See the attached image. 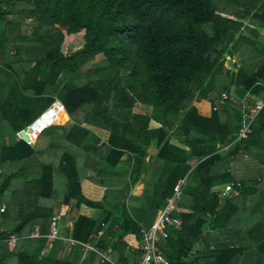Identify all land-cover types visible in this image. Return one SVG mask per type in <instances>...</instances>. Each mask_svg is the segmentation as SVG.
Here are the masks:
<instances>
[{
    "label": "trees",
    "instance_id": "obj_1",
    "mask_svg": "<svg viewBox=\"0 0 264 264\" xmlns=\"http://www.w3.org/2000/svg\"><path fill=\"white\" fill-rule=\"evenodd\" d=\"M27 20L36 25H24ZM0 26L1 139L6 133L17 137L57 99L76 125L108 134L102 142L90 132L88 159L67 151L59 167L44 166L37 181L40 198L58 196L59 205L68 207L74 228L66 227L65 218L61 226L78 243L70 256L61 259L53 249L38 258L39 247L35 256L7 257L18 264H101L98 252L111 249L117 262L142 258L140 228L152 224L183 179L174 212L182 225L169 228L168 239L159 245L170 264H264V238L248 246L237 229L231 238L240 242L213 250L206 234L228 228L233 217L243 224L250 219L251 227L264 222L262 214L253 219L263 182L243 181L240 198L218 199L234 179V158L248 155L264 165V107L248 138L236 143L244 127L241 100L248 91L264 98V87L254 86L264 80L259 40L264 0H0ZM75 38L80 49L67 52ZM258 54L263 59L255 65ZM227 56L239 58L238 69L225 67ZM19 62L31 67L23 82ZM233 86L238 99L230 95ZM137 106L146 112H135ZM17 139L11 147H0V177L35 159L36 149ZM19 174L8 176L0 195ZM57 177L64 181L58 194ZM84 179L102 188L123 181L126 186L107 190L102 201L93 202L82 194ZM139 183L143 192L133 195ZM51 212L21 216L0 240L36 221H51ZM3 216L7 219V212ZM87 243L94 250L81 261ZM197 247L201 251L193 255Z\"/></svg>",
    "mask_w": 264,
    "mask_h": 264
},
{
    "label": "crops",
    "instance_id": "obj_2",
    "mask_svg": "<svg viewBox=\"0 0 264 264\" xmlns=\"http://www.w3.org/2000/svg\"><path fill=\"white\" fill-rule=\"evenodd\" d=\"M22 64H24L23 66L24 70L31 68L25 63H20V62L17 67L18 68L22 67ZM57 91H58V88H57ZM57 96H58V93L56 94V97ZM58 102L62 103V101L57 99L55 103H58ZM138 108L140 107L137 106L135 108V112L142 113L140 112V110H137ZM65 112H66V115L68 116V120L66 121L65 124L58 125L57 127L53 128L51 131L45 134H41L38 137V139L35 140L33 144L31 145V147L36 149V154L34 156L35 159L31 161V165L28 168H26L25 164L24 165L20 164V165L13 166L12 169L11 168L8 169L10 170V175L20 172L21 179L28 180L31 185V188H28V190L24 192H14L11 190V188H9L5 192L6 193L5 198L0 199V203L6 205L8 209L7 219L5 216L0 217V237H2V235H4L6 232L17 227L19 221H17L16 219H19L21 216L36 213V212L38 214H41V213L48 211L49 209L53 211V213L51 212L53 214V218L59 215L61 212H64V211L66 212L65 219L67 222V225H66L67 228H69L70 222L73 223V221L67 216L68 207H66L65 205H59L60 200L58 196H55V198H53L52 200H48V199L40 198V196L38 195L37 181L39 179L41 172L44 171L45 167L41 169L34 167L35 161L38 160L39 158L40 159L49 158V160H51L52 162L54 161L56 163V166L59 167L58 159L61 160L62 155L67 151H70L73 153L74 152L81 153L83 154V160L84 158L88 159L86 155L88 153L85 151V147H87V144L91 140L90 132H93L95 135H97V137L100 138L102 142L107 141L108 134L98 129L87 126V125L79 127L78 125L75 124V121L72 119L67 109H65ZM0 129H1L0 134L4 135L2 132L3 131L2 127H0ZM1 135H0V147L4 146L8 148V147L15 145L18 141L17 139L18 135L17 137H14L12 133H6L4 140L1 139ZM79 145L81 146V149H78ZM125 159L126 157L123 160ZM147 160H149V158H147ZM261 168H264V167L261 166ZM250 169H252V166L249 165V162L244 161V159L242 160V157L234 158L232 160L231 168H230V172L234 178L233 181H237L240 183L243 181H251L252 178L250 177L251 176ZM257 169L259 168L257 167ZM0 170L3 172L2 168H0ZM11 170H12V173H11ZM248 172H250L249 175H248ZM240 176H245V177L239 178ZM181 181L185 183V180L183 179H180L178 183ZM125 186H126L125 181H123L120 184L109 186L108 188H102V187L96 186L95 184H93L87 179H84L81 183L82 194L87 199L93 202L102 201L107 190H110V191L113 190L114 192H120L124 190ZM138 186H142V187H140V189L134 195H140L141 192H143V184L141 185L139 183L136 187L138 188ZM239 196H237V199ZM261 197H263L262 193H261ZM233 198H236V197H233ZM81 212H82L81 213L82 215H89V212L85 211V209H82ZM262 215L264 217V209H263ZM97 216L98 215H95V217ZM243 216L244 215H241V217ZM256 227L259 230V233L258 231L255 232V230H251V233L249 234V239L252 237V240L255 244H257V242H259L261 239L264 238V222L261 224H258L257 226L253 228H256ZM73 228H74V224H73ZM49 229H50L49 220H47V222L45 220H39V221H36V224H34L33 226L32 225L26 226V228L22 230L21 234L19 235L12 234L18 240L16 249L10 250L7 245L3 244L0 247V264H18L17 259L13 258L14 259L13 260L7 257V253H11V254L26 253L31 256H35L39 247H41V250L39 252L38 258H41L43 256L44 257L48 256L53 249L57 250L56 253H58V256L61 259H66L67 257H69L71 250L74 247L66 243L65 241H57V242H61L64 244V249L62 248L61 244L57 242H55L50 248H47L46 235L49 233ZM212 230L214 229L209 230L206 234L209 235L208 240L213 246L214 250H216L217 248H222L224 246H230V245L235 244V241H232V238H231V234H232L231 225L228 228H223L222 230L221 229L214 230V231ZM37 231H39V237L32 238V235L36 233ZM210 231H212V233ZM64 233H65V228L64 227L62 228L61 226L62 238L64 240L72 239L69 237V234L65 235ZM12 235H10V237H12ZM87 251L88 250L84 247L83 253L79 257L81 261H83L86 258ZM128 259L130 260L129 263H132V264L136 260V259L134 260L133 257L131 256H128ZM101 264L103 263L101 262Z\"/></svg>",
    "mask_w": 264,
    "mask_h": 264
},
{
    "label": "built area",
    "instance_id": "obj_3",
    "mask_svg": "<svg viewBox=\"0 0 264 264\" xmlns=\"http://www.w3.org/2000/svg\"><path fill=\"white\" fill-rule=\"evenodd\" d=\"M254 86H263L264 80L256 83ZM226 98V97H225ZM249 98V100L247 99ZM246 102V103H244ZM251 102V104L249 103ZM243 114H244V127L243 130L237 137L236 143L246 140L250 134V129L253 123V120L259 113V111L264 107V98L255 96L248 91L245 97L242 99ZM65 106L63 103L58 102L53 104L48 110L44 113H41L29 126L26 128L27 137L30 139L29 145H32L38 137L45 133L46 131L51 130L56 127L59 123L61 114L65 111ZM24 131V130H23ZM21 133V132H20ZM20 133L18 137L20 138ZM21 139V138H20ZM264 170V168H263ZM2 171L0 170V175ZM258 181L263 182L264 177L258 178ZM184 183L181 181L175 187V193L172 199L168 204L161 208L157 215H155L152 224L148 227L140 228V238L142 241V250L144 252L142 258L136 259L133 264H170L166 258L161 247L160 243L168 239L169 228H176L182 225V219L175 216L174 212L177 210V204L182 197V185ZM240 182L232 181L226 185V187L218 194V199L220 203H224L233 197L240 195ZM7 212V206L0 203V217ZM66 212H61L59 215L55 216L50 221L49 233L46 235L47 239V248H50L57 241H65L66 243L75 247L78 243L72 239L64 240L61 235V221L65 218ZM69 228L73 229V223H69ZM39 237V231L32 235V238ZM17 238L12 235L9 239L5 241L0 240V246L3 244L7 245L10 250H15L17 246ZM87 250H94L93 246L90 243L83 245ZM214 250V248H213ZM201 251L200 247L195 248L193 255L198 254ZM101 257V262L103 264H126L117 262L113 258V251L108 249L105 252H98ZM189 264H198V263H189Z\"/></svg>",
    "mask_w": 264,
    "mask_h": 264
},
{
    "label": "rangeland",
    "instance_id": "obj_4",
    "mask_svg": "<svg viewBox=\"0 0 264 264\" xmlns=\"http://www.w3.org/2000/svg\"><path fill=\"white\" fill-rule=\"evenodd\" d=\"M23 23H24V25H27V26H29L31 28H33L36 25V22L34 20H27V21H24ZM1 29H2V27H1ZM260 31H261V33H260L261 35L259 37V40L262 43V45L264 46V30H260ZM243 33L246 34V35H248V36L250 35L247 30L243 31ZM80 46H81V42L79 40H77V38H75V39H73L70 42V47L71 48H70V50H67V52L68 51H72V50L77 51V50L80 49ZM11 53H12L11 55L14 56L15 55V49L11 48ZM261 59H263L262 54H258L257 60L254 62V64L255 65L260 64V61L259 60H261ZM101 61H102L101 58H97V60L95 62L101 63ZM235 65H237V67ZM238 65H240V62H239V58L237 56H235L234 59H231L230 56H227V61L225 62V67L226 68H228L230 70L231 69L232 70H236V69H238ZM23 66H24V64H22V67H20L18 69V75L20 77V81L21 82H23L24 73H25V70H26V69L25 70L23 69ZM69 81L72 82L71 83L72 85L76 84L75 83L76 80H75V82L73 80H69ZM230 95L237 98V95H236V91H235L234 86L230 88ZM247 99L249 100V98H247ZM244 103H246V102H244ZM137 110H140V112H142V113L146 112V110L144 108H138ZM67 120H68V117L66 116L63 121L59 120V123L57 124V126L58 125L65 124ZM0 123L5 126V123H3V121H1V117H0ZM255 150H257V149H254V151ZM79 156H82V154L79 153ZM80 158H82V157H80ZM243 159H244V161L249 162V165L252 166V169H250L251 170L250 171L251 172V176L250 177L252 178V180H258V178L264 177V170H263V168H261V166L264 167V165L259 164L255 159H253V158L251 159V157H249L248 155L247 156L243 155L242 160ZM53 163L56 164L54 161L52 162L51 160H49V158H41V159L39 158L38 160L35 161V166L34 167H37L38 169H41L44 166H48V165L53 164ZM30 165H31V161H28V162L25 163L26 168H28ZM257 167L259 169H257ZM250 172H248V175L250 174ZM258 174H259V176H258ZM9 175H10V172H8L7 170H5L4 171V175L0 177V187L9 178L8 177ZM243 177H245V176H240L239 178H243ZM56 185H57L56 193L57 192L59 193L60 190H61V188H63V186H64L63 179H60L59 177H57V184ZM9 187L14 192H24V191H27L28 188H31V185H30V183H29L28 180L21 179V175H20V177H15L13 179V181L10 183ZM140 187L141 186H138V188L135 187L133 189V191H132L133 192V195L136 194V192L140 189ZM112 192H114V191L112 190ZM261 193H262L263 197H261ZM141 194H142V192H141ZM258 194H257V196L255 198V202H257V203L260 204V208H258L257 213H256V216L253 217V219H255L256 221L258 220V217L261 214H263V209H264V181H263L262 187L259 190ZM5 196H6V193L3 194V195L1 194L0 195V199L1 198L4 199ZM111 197H114V196L112 195ZM125 197H126V195L122 198V200ZM239 216L240 215H238V217ZM263 220H264V217H263ZM250 221L251 220L249 219V221L246 224H243V223H239L233 217L232 221L230 222V225H231V228H232V231H233V235H234L235 229H238L240 231V235H241L240 239L242 240V241L239 240V239L236 240V241L234 240L235 242H237V241L240 242L241 241L242 243H245L248 246H254L255 243L253 242L252 237L249 239V234L251 233V230H255V232L258 231V233H259V230L257 229V227L256 228H253L254 226L251 227V225H249L250 224ZM232 239H233V237H232Z\"/></svg>",
    "mask_w": 264,
    "mask_h": 264
},
{
    "label": "water",
    "instance_id": "obj_5",
    "mask_svg": "<svg viewBox=\"0 0 264 264\" xmlns=\"http://www.w3.org/2000/svg\"><path fill=\"white\" fill-rule=\"evenodd\" d=\"M27 131H28V130H26V129H25L24 131H22V132L20 133V138H21L22 141H24L25 143L28 144V143L30 142V139L27 137V134H26ZM124 200H125V198L123 199V201H124Z\"/></svg>",
    "mask_w": 264,
    "mask_h": 264
},
{
    "label": "bare ground",
    "instance_id": "obj_6",
    "mask_svg": "<svg viewBox=\"0 0 264 264\" xmlns=\"http://www.w3.org/2000/svg\"><path fill=\"white\" fill-rule=\"evenodd\" d=\"M65 111L61 114V116H60V120L62 121V119H63V117H64V115H65Z\"/></svg>",
    "mask_w": 264,
    "mask_h": 264
}]
</instances>
